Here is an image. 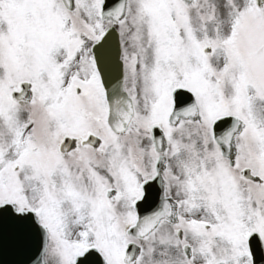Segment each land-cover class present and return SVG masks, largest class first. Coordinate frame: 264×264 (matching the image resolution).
Listing matches in <instances>:
<instances>
[{"label":"snow or ice","instance_id":"6c2138e0","mask_svg":"<svg viewBox=\"0 0 264 264\" xmlns=\"http://www.w3.org/2000/svg\"><path fill=\"white\" fill-rule=\"evenodd\" d=\"M0 264H264V0H0Z\"/></svg>","mask_w":264,"mask_h":264}]
</instances>
